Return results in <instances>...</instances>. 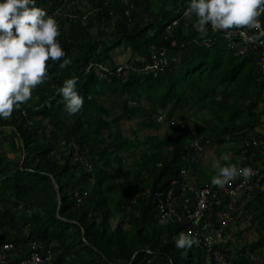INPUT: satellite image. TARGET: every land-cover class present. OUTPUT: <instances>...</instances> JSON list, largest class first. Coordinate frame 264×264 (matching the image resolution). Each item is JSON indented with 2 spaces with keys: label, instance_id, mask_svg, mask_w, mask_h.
<instances>
[{
  "label": "trees",
  "instance_id": "obj_1",
  "mask_svg": "<svg viewBox=\"0 0 264 264\" xmlns=\"http://www.w3.org/2000/svg\"><path fill=\"white\" fill-rule=\"evenodd\" d=\"M188 3L36 0L59 24L71 63L60 68L49 61L32 98L11 119H0V251L10 262L50 249L46 264H216L196 243L176 247L174 237L191 233L190 225L162 218L154 195L175 180L179 189L188 185L181 171L194 166L196 140L221 145L220 154L234 142L232 150L245 156L241 165L257 170L264 183V133L257 130L264 115L263 49L220 36L210 25L201 37L195 18L184 16ZM124 48L131 56L122 60ZM164 48L168 65L147 73L152 53ZM72 77L84 104L69 116L56 90ZM203 109L210 112L198 116ZM161 117L171 127L163 136L141 142L122 129L134 118L159 129ZM142 145L128 162L126 153ZM212 176L198 187L214 188ZM248 211L256 239L246 248L222 246L233 264H264V188L216 202L207 213L215 220L228 212V236Z\"/></svg>",
  "mask_w": 264,
  "mask_h": 264
},
{
  "label": "clouds",
  "instance_id": "obj_2",
  "mask_svg": "<svg viewBox=\"0 0 264 264\" xmlns=\"http://www.w3.org/2000/svg\"><path fill=\"white\" fill-rule=\"evenodd\" d=\"M184 16L190 21L195 18L193 27L201 37L207 36L210 25L212 32L237 30L247 41L264 44L260 19L264 16V0H189ZM249 31L254 34L246 36ZM60 34L56 19L37 6L36 0H0V119H11L13 112L32 98L33 90L47 79L49 61L59 63L60 68L71 63L64 59ZM76 85V77L67 78L56 90L69 116L80 112L84 104ZM229 159L227 154L213 158V187L223 189L238 177L247 181L254 174L250 167L221 163ZM32 213L29 209L27 215ZM174 240L178 249L198 243L191 233L181 232Z\"/></svg>",
  "mask_w": 264,
  "mask_h": 264
},
{
  "label": "built area",
  "instance_id": "obj_3",
  "mask_svg": "<svg viewBox=\"0 0 264 264\" xmlns=\"http://www.w3.org/2000/svg\"><path fill=\"white\" fill-rule=\"evenodd\" d=\"M262 25L264 21L261 20ZM220 36L228 38L238 37L245 44L256 45L258 48H262L261 57L262 65L264 68V44L250 42L242 36L237 30L231 32L218 31ZM254 33L249 31L246 36H252ZM176 45V42L172 43ZM260 50V49H259ZM168 48H164L158 52L152 53V62L146 63L144 70L148 73L153 72L157 75L160 70L165 69L168 65V58L166 53ZM122 69V67L120 68ZM192 128V127H190ZM196 150L202 151L203 145L198 141H194ZM245 166H240L243 168ZM181 173L187 178V170L183 169ZM252 177L245 181L243 177H238L231 184L226 185L223 189L210 186H181V189L177 188L173 181V184L168 189L157 188L154 197L157 200V207L160 211L162 218H168L179 222H185L190 225V232L193 235V239L198 241L196 245L203 248L204 254L207 258L212 259L216 264H233L228 258L226 249L222 246V243H227V236L225 235V226L228 224L227 218L228 212L218 213L215 220L211 219L208 215V211L216 202L224 201L226 199L234 200L239 196L249 194L255 188H264V183H261L256 178L258 175L257 170H253ZM5 249H11L14 247L12 243H5ZM150 252V250H148ZM53 254L50 249L41 253L34 251L30 256L23 258L22 260L10 262L6 252L0 251V264H46L52 261Z\"/></svg>",
  "mask_w": 264,
  "mask_h": 264
},
{
  "label": "rangeland",
  "instance_id": "obj_4",
  "mask_svg": "<svg viewBox=\"0 0 264 264\" xmlns=\"http://www.w3.org/2000/svg\"><path fill=\"white\" fill-rule=\"evenodd\" d=\"M118 51L121 55L122 60L127 59L129 55L131 56V50L129 48H124L123 50H118ZM161 114H163L165 118L166 116L165 112L162 111ZM160 122H161V127L159 129H156V128L138 125L139 119L137 118L131 120L125 119L123 121L122 129L126 134H129L131 138L136 137L139 138L141 142H143L144 138L148 135L163 136L166 132L168 131L171 132V127L169 126L168 120L162 118ZM171 122L174 123L173 120ZM134 131L136 133H134ZM220 146L221 145L215 144L213 146H208L207 148L203 147L202 151L198 152L200 156L196 157L193 163L194 166L192 165L190 170L193 171L196 164L199 170L202 169V172L204 170V173L206 175H210V176L215 175V173L211 168L213 158L219 159L223 154H227L229 157L233 156V153L230 152L231 151L230 149L227 151L228 148L227 144L224 145V147H222L220 154L218 152L219 151L218 148ZM143 148L144 145H142V147L138 150H133L131 152L126 153L127 161L131 163L134 157H136L139 154L140 150H142ZM234 222L232 223V225L234 224ZM239 230H241L242 233L238 234L237 232ZM256 237H257V233L255 232L253 225L250 222V212L248 211V215L241 218L239 222H237L236 225L233 226V232L229 233V235L227 236V242L230 244L229 249H231V247L234 249L235 247L246 248V245L252 242L253 240H255Z\"/></svg>",
  "mask_w": 264,
  "mask_h": 264
},
{
  "label": "crops",
  "instance_id": "obj_5",
  "mask_svg": "<svg viewBox=\"0 0 264 264\" xmlns=\"http://www.w3.org/2000/svg\"><path fill=\"white\" fill-rule=\"evenodd\" d=\"M260 61H261V63H260V65L262 66V72H261V75L262 76H264V68H263V65H262V57H261V53H260ZM262 104H263V102H262ZM210 112V110H208V109H203V111H201V112H199L197 115L198 116H200L201 115V113H204L203 115L204 116H206V115H208V113ZM211 115V114H210ZM209 115V116H210ZM199 123L200 124H202V121H199ZM257 130H259V131H261L262 133H264V115H263V117H262V124H260L258 127H257ZM235 143L234 142H230V143H228L227 145H228V148H227V151L230 149L231 151L230 152H232L233 153V156H231V157H229L230 159H229V161H227V162H225V161H221V163L222 164H227V163H231V164H234V165H236L238 168L240 167V166H242L241 165V160L243 159V158H245V156H243L242 154H236V152L234 151V150H232V147H234L235 145H234ZM208 146H210V145H208V143L205 145V147L207 148ZM213 146V145H212ZM203 155V154H202ZM201 155V156H202ZM198 156H200V155H198ZM236 163V164H235ZM191 172V173H190ZM189 175V176H188ZM187 176H188V178H189V184L191 185V186H199L200 184H203V183H206L207 181H206V178L209 176V175H206L205 173H204V170H203V172H202V169H200L199 170V168L197 167V165L195 164V168L193 169V171L192 170H187Z\"/></svg>",
  "mask_w": 264,
  "mask_h": 264
}]
</instances>
